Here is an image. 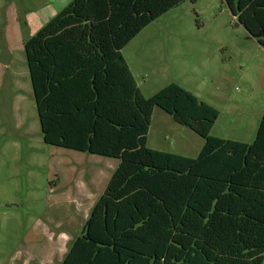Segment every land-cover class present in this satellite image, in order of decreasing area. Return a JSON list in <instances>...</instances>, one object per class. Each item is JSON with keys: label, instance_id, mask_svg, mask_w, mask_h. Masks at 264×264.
Instances as JSON below:
<instances>
[{"label": "trees", "instance_id": "16d2710c", "mask_svg": "<svg viewBox=\"0 0 264 264\" xmlns=\"http://www.w3.org/2000/svg\"><path fill=\"white\" fill-rule=\"evenodd\" d=\"M187 0H72L24 44L44 144L117 161L62 264H264V113L251 144L176 84L146 99L121 51ZM195 3L196 0H188ZM264 48V0H224ZM154 108L196 158L146 147Z\"/></svg>", "mask_w": 264, "mask_h": 264}, {"label": "rangeland", "instance_id": "374dc122", "mask_svg": "<svg viewBox=\"0 0 264 264\" xmlns=\"http://www.w3.org/2000/svg\"><path fill=\"white\" fill-rule=\"evenodd\" d=\"M72 0H0V264H62L117 161L44 144L24 44ZM144 98L176 84L218 111L210 136L251 144L264 48L224 0L184 1L122 51ZM204 140L154 108L146 147L196 158Z\"/></svg>", "mask_w": 264, "mask_h": 264}]
</instances>
